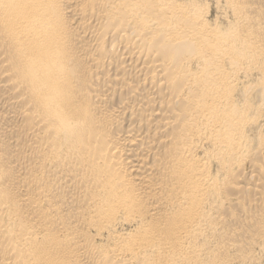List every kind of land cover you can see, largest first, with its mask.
Instances as JSON below:
<instances>
[{"label":"bare ground","instance_id":"bare-ground-1","mask_svg":"<svg viewBox=\"0 0 264 264\" xmlns=\"http://www.w3.org/2000/svg\"><path fill=\"white\" fill-rule=\"evenodd\" d=\"M0 264H264V0H0Z\"/></svg>","mask_w":264,"mask_h":264}]
</instances>
